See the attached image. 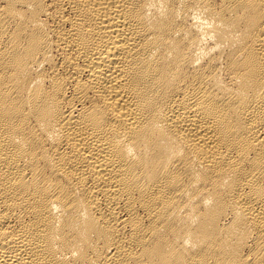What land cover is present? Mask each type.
Returning a JSON list of instances; mask_svg holds the SVG:
<instances>
[{
	"label": "bare ground",
	"instance_id": "obj_1",
	"mask_svg": "<svg viewBox=\"0 0 264 264\" xmlns=\"http://www.w3.org/2000/svg\"><path fill=\"white\" fill-rule=\"evenodd\" d=\"M0 264H264V0H0Z\"/></svg>",
	"mask_w": 264,
	"mask_h": 264
}]
</instances>
